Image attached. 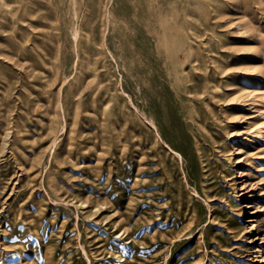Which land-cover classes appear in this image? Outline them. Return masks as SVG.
<instances>
[{"label":"rangeland","instance_id":"obj_1","mask_svg":"<svg viewBox=\"0 0 264 264\" xmlns=\"http://www.w3.org/2000/svg\"><path fill=\"white\" fill-rule=\"evenodd\" d=\"M0 2V264H264V138L223 96L264 69V26L216 0Z\"/></svg>","mask_w":264,"mask_h":264},{"label":"bare ground","instance_id":"obj_2","mask_svg":"<svg viewBox=\"0 0 264 264\" xmlns=\"http://www.w3.org/2000/svg\"><path fill=\"white\" fill-rule=\"evenodd\" d=\"M216 1L218 3L217 5H213V9L217 12V15H224V14H229L231 16L235 15L234 16L235 18L233 17V19H239L240 27L245 29L246 31H251L254 36H258V34L262 32L264 24H262V22L260 21V18L262 19L264 15L263 13L264 12V6H263L264 0H257V1L216 0ZM176 10L177 9L173 8L172 10L169 11V13H171V11L175 12ZM3 11H7V4L0 2V13H2ZM182 11L186 13L185 14L186 16H190L191 14L196 12V9L191 8V9H185ZM188 24H189V27L193 25L192 21L190 20ZM225 24L226 23H219L218 25L223 27L225 26ZM260 35H262V33ZM194 56L195 54L191 52V55H190L191 62L195 60ZM251 62H253L255 65L260 63L259 60H255V59H253ZM262 62L264 64V59ZM227 85L228 87H227L226 93L223 94L224 98H227L229 94H233V93L235 94L236 92L244 91V90L245 91L247 90L248 94L252 96V100H251L253 104L252 108L254 109L253 111L255 112V115L254 116L252 115L253 116L252 124L253 125L256 124L255 126L259 124L258 131L261 133L260 135H262L264 138V69L263 68L262 70L260 69V71L257 72L256 76L248 77L247 81H245L243 84H241L240 82H236V83H228ZM216 87L215 85L210 84V80L205 79V81L203 82V89L195 90V94L197 95L206 94L207 98H203L204 99L203 101H205L206 103L210 101L212 102L215 100L217 101L218 99H220V96L222 95H219L218 93H216L215 91ZM186 91L190 92V88L187 87ZM227 108H231V107H227ZM212 119H213L212 122L215 124L216 120L214 118ZM259 120H262L261 123H259L260 122ZM262 142L264 143V140ZM258 170H264V167H261Z\"/></svg>","mask_w":264,"mask_h":264}]
</instances>
